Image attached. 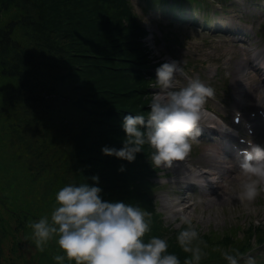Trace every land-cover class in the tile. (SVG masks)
<instances>
[{
	"label": "rangeland",
	"instance_id": "374dc122",
	"mask_svg": "<svg viewBox=\"0 0 264 264\" xmlns=\"http://www.w3.org/2000/svg\"><path fill=\"white\" fill-rule=\"evenodd\" d=\"M206 1L211 14L216 11L208 20L209 28H215L214 25L218 21H221L223 26L234 23L240 20L239 16L242 15L243 19L256 22V39L253 38L252 41L261 44L263 39L259 37V31L264 29V9L261 6H256L251 0H230L223 8L221 2ZM261 2L260 5H263ZM132 3L139 20L154 34L152 47L158 58L168 62H180V66L194 79H199L212 88L217 97L224 102L226 96L229 97L230 112L221 110L206 100L204 107L211 110L210 115L217 118L219 115L220 121L225 125L232 123V106H237V92L242 86H237V82L242 78L245 80L244 84L249 86V94L245 98L246 109L253 108L257 103L264 104L263 75L251 74L252 70L245 63L246 54L234 48L229 38L222 34H212L192 22L173 20L166 7L151 9L145 0H132ZM50 14L52 12L49 7L37 0H0V214L5 213L3 199L9 197L12 200L21 199L24 208L31 209L35 217H51L56 206L57 192L68 184L79 186L84 183L101 188L100 195L104 201H122L143 210L140 202L135 201L133 195L127 194L118 184L120 181L111 170L102 169L97 162H90L85 167L86 161L83 160L80 161L84 169L78 166L70 168L71 157L75 158L72 155L75 150L74 143H77L79 137L74 136L76 129H64L63 122H67L72 115L85 116L87 109L83 106L98 107V104L89 101L78 108V103L81 105L83 102L79 91L74 88L68 93L67 79L76 73L70 72L72 63L64 58L71 54L70 51L62 57L53 55L55 50L59 51L60 45L56 43L54 33L49 29ZM195 18L202 19V16L196 14ZM63 49L61 48L60 52ZM79 60L76 59V62ZM217 68H220L219 78L213 79L214 70ZM43 80L45 83H42ZM174 81L175 89L187 84L178 74L174 76ZM101 89L102 86L98 84L93 87L92 92L100 95ZM66 92L68 94L64 97L62 94ZM57 95L61 96L62 100L55 105L57 110L53 111L46 107L45 100H51ZM37 100L40 101L37 107L32 106ZM83 121L85 120L82 117L81 122ZM76 126L82 127L79 123ZM80 128L76 130L77 135H82L83 129ZM93 131L94 135L104 132L98 129ZM41 132H44L46 137L42 136ZM64 134L68 136L64 138ZM73 137L75 142L71 143ZM202 139L198 138L192 142L191 151L187 156L189 164L192 169L202 173L218 170L221 158L212 153V143ZM26 159L32 160L29 161L32 170L25 164L23 167ZM48 161L51 165L45 169L44 163ZM39 165L44 173L38 170ZM161 167L164 171L156 174L161 185L155 193V200L157 212L162 214L166 226L171 225L175 230H179L183 226L179 217L187 215L203 234H211L214 231L222 234L232 227L240 226L242 230L239 236H243V231L250 224L264 223V192L254 201L242 203L237 198L241 180L238 173H232L228 180L217 182L215 187L201 193L197 186H192L193 182L183 178L175 167ZM67 171L66 181L63 183V173ZM92 177H98V183L94 182ZM203 177L205 178V174ZM51 178L56 181H51L50 194L44 203H41V195ZM37 202L39 204L35 206ZM16 225L15 222L9 227L2 221V217L0 218V237L2 232H5L2 244L4 249L0 252L3 259L16 256L18 263L14 264H56L53 256L64 254L56 243L58 238L50 240L45 251L40 252L30 234L27 236L28 240L22 238L28 244L22 257H19L18 253L22 251L21 243L16 245L14 236L20 240L21 234L13 230ZM146 238L148 240V236ZM168 245L170 247V244ZM250 259L252 264L264 261V249L255 251ZM2 261L4 264H11L9 261ZM64 264L74 262L65 259Z\"/></svg>",
	"mask_w": 264,
	"mask_h": 264
},
{
	"label": "trees",
	"instance_id": "16d2710c",
	"mask_svg": "<svg viewBox=\"0 0 264 264\" xmlns=\"http://www.w3.org/2000/svg\"><path fill=\"white\" fill-rule=\"evenodd\" d=\"M37 1L47 5L52 12L49 29L54 33L56 43L60 45L59 51L55 50L53 55L62 57V55H68L66 53L69 51L71 53L64 57L72 63L70 72L76 73L75 76L70 75L71 77L67 79L68 93L77 88L83 100L81 105L78 103V108L89 101H95V105L98 104V107L83 106L87 109L85 116L72 115L67 122H63L64 129L77 130L80 128L76 126L78 123L82 126L80 129H83L82 135H77L75 130L76 135L74 136L79 137L80 140L78 138L77 143H74L75 138L73 137L74 140L71 141L74 143L75 150L72 155L75 158L71 157L70 168L78 166L84 169L80 161L83 160L86 161L85 167L90 162H97L102 169L111 170L113 174H116L120 181L118 184L124 188L127 194H132L135 201L140 202L143 210L151 214L150 217H146V220L150 219L151 223L144 242H148L152 237L165 239L170 244L168 254L176 255L180 264H185L186 260L192 259V255L182 250L177 242V236L186 225H183L179 230H175L171 225L166 226L162 214L157 212L155 193L161 183L157 181L156 174L164 170L161 166L156 167L151 164V155L154 150L147 144L144 145L142 151L136 154L135 160L131 163L114 156H106L101 151L105 146L116 149L123 147L126 134L123 131L122 122L125 115L129 113L143 115L147 119L153 95L159 88L158 86L153 88L156 83V68L167 61L158 58L154 54L155 50L145 40L150 32L139 20L132 0ZM145 1L159 9L166 7L170 10L183 11L189 7L203 13L205 17L209 13L206 0ZM61 48H64L62 52H60ZM74 57L80 60L76 62ZM113 61H115L114 64ZM43 81L42 83H45V80ZM98 84L102 86L100 95L92 92L93 87ZM68 93L62 95L66 97ZM59 100H62V97L58 95L51 100L46 99V107L48 106L53 111L57 110L55 105L59 104ZM38 103H40L39 100L33 102L32 106L37 107ZM82 117L85 120L83 122H81ZM95 129L104 132L94 135L93 130ZM41 133L46 137L44 132ZM66 136L68 135L64 134V138ZM29 161L32 160H24L23 167L24 164L29 167L31 164ZM62 161L60 162L61 166L63 165ZM48 165L50 166L51 162L44 163L45 169L48 168ZM122 167L123 171L120 170ZM32 168V166L29 167L30 170ZM37 168L41 173H44L43 169H40V165ZM67 173L68 171L63 173V183L66 181ZM36 175L37 172L34 173V176ZM51 181L53 183L56 179L51 178L46 183L41 195V203H44L50 194ZM2 204L5 213L3 212V215L1 213L0 218L2 217V221L4 220L8 226L16 222L17 225L13 230L15 233L20 232L21 234L20 240L15 236L14 238L16 245L21 243L22 251H19L18 254L19 257H22L24 248L28 244L27 236L31 234V229L27 227V224L30 220L38 221L40 218L35 217L31 209H25L21 199L12 200L5 197ZM37 204L39 203L37 202L35 206ZM19 221L24 223H19ZM196 229L199 232V238L194 244H198L203 252L198 264H228L222 255L224 252L237 256L239 264H248L255 251L264 249V223L250 224L243 231V236H239V232L242 230L240 226L232 227L222 234L216 231L211 234H203L198 228ZM2 233L3 235L0 237L1 253L4 249L2 244L5 232ZM146 236H148V240ZM22 238L26 240L24 241ZM2 260L9 261L11 264L18 263L16 256L6 260L0 254L1 263H3ZM257 264H264V261H258Z\"/></svg>",
	"mask_w": 264,
	"mask_h": 264
},
{
	"label": "clouds",
	"instance_id": "9594fccd",
	"mask_svg": "<svg viewBox=\"0 0 264 264\" xmlns=\"http://www.w3.org/2000/svg\"><path fill=\"white\" fill-rule=\"evenodd\" d=\"M176 74H183L178 61L156 68L153 88L158 86L159 91L153 95L147 119L143 115H125L123 147L105 146L101 149L104 155L131 163L147 144L154 150L151 164L171 167L174 161L188 156L192 142L201 135V125L215 128L206 122L208 114L204 107L214 90L199 79H191L175 89ZM241 142L248 145L238 161L241 180L237 198L243 203L254 201L264 192V147L251 140ZM98 179L92 177L97 183ZM101 191L87 183L62 187L55 196L56 206L50 219L43 216L27 224L36 249L44 252L48 242L58 238L56 243L64 254L53 256L56 264H64L65 259L74 264H180L176 255L168 254L165 239L152 237L144 242L150 230L151 220H146L151 216L149 212L122 201H104ZM179 221L186 227L179 232L177 242L185 253L192 255L185 264H198L203 255L199 245L194 244L199 232L187 215H181ZM222 255L228 264H239L237 256L227 252ZM248 264H252L251 259Z\"/></svg>",
	"mask_w": 264,
	"mask_h": 264
},
{
	"label": "bare ground",
	"instance_id": "6f19581e",
	"mask_svg": "<svg viewBox=\"0 0 264 264\" xmlns=\"http://www.w3.org/2000/svg\"><path fill=\"white\" fill-rule=\"evenodd\" d=\"M147 5L149 6L148 8L156 9L152 5H150L149 2L147 3ZM168 13L170 14V12H168ZM254 92L258 93V91H253V93ZM206 112H207V110H206ZM207 114H208V118H210L211 115L208 112H207ZM212 118L213 117H211V120H212ZM172 166L175 167L177 172L179 174L183 175V178H185V179H198V181H200L199 179L202 178V172L200 170L192 169L191 165L189 164V162L187 160V157L183 161H174ZM202 183H204V182L202 181Z\"/></svg>",
	"mask_w": 264,
	"mask_h": 264
}]
</instances>
